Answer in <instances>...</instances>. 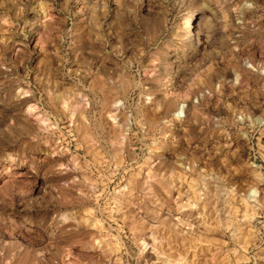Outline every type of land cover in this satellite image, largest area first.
I'll list each match as a JSON object with an SVG mask.
<instances>
[{
	"label": "rangeland",
	"instance_id": "1",
	"mask_svg": "<svg viewBox=\"0 0 264 264\" xmlns=\"http://www.w3.org/2000/svg\"><path fill=\"white\" fill-rule=\"evenodd\" d=\"M0 264H264V0H0Z\"/></svg>",
	"mask_w": 264,
	"mask_h": 264
},
{
	"label": "bare ground",
	"instance_id": "2",
	"mask_svg": "<svg viewBox=\"0 0 264 264\" xmlns=\"http://www.w3.org/2000/svg\"><path fill=\"white\" fill-rule=\"evenodd\" d=\"M191 18V17H190ZM185 27H191V19H189V20H187V21H185ZM196 31V30H195ZM39 239L38 238H36V239H32L31 241H38Z\"/></svg>",
	"mask_w": 264,
	"mask_h": 264
}]
</instances>
